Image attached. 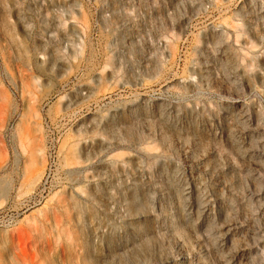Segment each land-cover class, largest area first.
<instances>
[{
    "label": "rangeland",
    "instance_id": "obj_1",
    "mask_svg": "<svg viewBox=\"0 0 264 264\" xmlns=\"http://www.w3.org/2000/svg\"><path fill=\"white\" fill-rule=\"evenodd\" d=\"M0 264H264V0H0Z\"/></svg>",
    "mask_w": 264,
    "mask_h": 264
}]
</instances>
